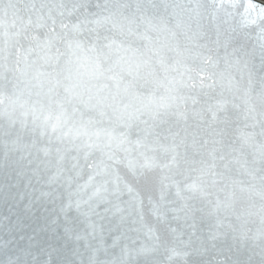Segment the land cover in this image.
Returning a JSON list of instances; mask_svg holds the SVG:
<instances>
[{
    "label": "water",
    "instance_id": "95a60500",
    "mask_svg": "<svg viewBox=\"0 0 264 264\" xmlns=\"http://www.w3.org/2000/svg\"><path fill=\"white\" fill-rule=\"evenodd\" d=\"M0 264H264V0H0Z\"/></svg>",
    "mask_w": 264,
    "mask_h": 264
}]
</instances>
